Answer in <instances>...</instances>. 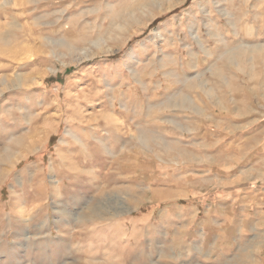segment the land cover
Here are the masks:
<instances>
[{"label": "rangeland", "instance_id": "1", "mask_svg": "<svg viewBox=\"0 0 264 264\" xmlns=\"http://www.w3.org/2000/svg\"><path fill=\"white\" fill-rule=\"evenodd\" d=\"M201 205L264 264V0H0V264H191Z\"/></svg>", "mask_w": 264, "mask_h": 264}, {"label": "crops", "instance_id": "2", "mask_svg": "<svg viewBox=\"0 0 264 264\" xmlns=\"http://www.w3.org/2000/svg\"><path fill=\"white\" fill-rule=\"evenodd\" d=\"M201 207L202 210L198 206L195 209L192 207L185 209V212L190 216V220L186 221L184 252L186 257L190 258L191 264H251L249 258L252 261L256 260V257L251 258L248 254L242 257L239 253L234 252H232L231 259H226V254L231 251L229 244L233 245L235 241L232 238L231 242H226L223 235L219 236L218 234L209 237L208 232L209 229H213V222H208L204 219V205H201ZM171 208L167 211L177 212L178 210L174 206ZM199 213L203 214L200 218H198ZM174 216L169 215L168 218H173ZM256 261L259 260L257 259Z\"/></svg>", "mask_w": 264, "mask_h": 264}, {"label": "bare ground", "instance_id": "3", "mask_svg": "<svg viewBox=\"0 0 264 264\" xmlns=\"http://www.w3.org/2000/svg\"><path fill=\"white\" fill-rule=\"evenodd\" d=\"M95 209H96V208H91V209H90V213H91L92 215H95V216L97 217V214H96V213H97V211H96L97 209H96V210H95ZM98 215H99V214H98Z\"/></svg>", "mask_w": 264, "mask_h": 264}, {"label": "trees", "instance_id": "4", "mask_svg": "<svg viewBox=\"0 0 264 264\" xmlns=\"http://www.w3.org/2000/svg\"><path fill=\"white\" fill-rule=\"evenodd\" d=\"M68 72H71V70H70V71H68Z\"/></svg>", "mask_w": 264, "mask_h": 264}]
</instances>
